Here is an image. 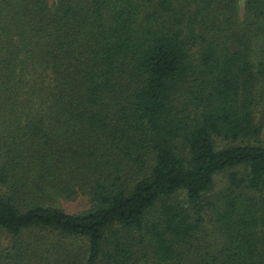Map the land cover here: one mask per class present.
Listing matches in <instances>:
<instances>
[{
    "label": "trees",
    "instance_id": "trees-1",
    "mask_svg": "<svg viewBox=\"0 0 264 264\" xmlns=\"http://www.w3.org/2000/svg\"><path fill=\"white\" fill-rule=\"evenodd\" d=\"M0 264H264V0H0Z\"/></svg>",
    "mask_w": 264,
    "mask_h": 264
},
{
    "label": "rangeland",
    "instance_id": "rangeland-1",
    "mask_svg": "<svg viewBox=\"0 0 264 264\" xmlns=\"http://www.w3.org/2000/svg\"><path fill=\"white\" fill-rule=\"evenodd\" d=\"M51 1V0H49ZM242 0H239L241 6ZM61 207L69 213H76L88 207V199L84 195H80L74 199H61L59 201Z\"/></svg>",
    "mask_w": 264,
    "mask_h": 264
}]
</instances>
